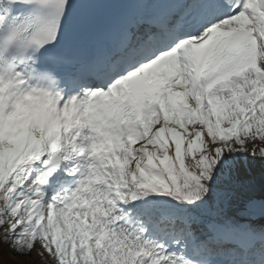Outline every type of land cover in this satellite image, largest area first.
Masks as SVG:
<instances>
[{"label": "snow or ice", "instance_id": "snow-or-ice-1", "mask_svg": "<svg viewBox=\"0 0 264 264\" xmlns=\"http://www.w3.org/2000/svg\"><path fill=\"white\" fill-rule=\"evenodd\" d=\"M48 261L264 264V0H0V264Z\"/></svg>", "mask_w": 264, "mask_h": 264}, {"label": "rangeland", "instance_id": "rangeland-1", "mask_svg": "<svg viewBox=\"0 0 264 264\" xmlns=\"http://www.w3.org/2000/svg\"><path fill=\"white\" fill-rule=\"evenodd\" d=\"M32 260L33 261H36L37 260V257H36V253L35 252H33V254H32Z\"/></svg>", "mask_w": 264, "mask_h": 264}, {"label": "trees", "instance_id": "trees-1", "mask_svg": "<svg viewBox=\"0 0 264 264\" xmlns=\"http://www.w3.org/2000/svg\"><path fill=\"white\" fill-rule=\"evenodd\" d=\"M7 259L11 260V259H13V257H11L10 255H8V256H7ZM46 264H51V262L48 261V262H46Z\"/></svg>", "mask_w": 264, "mask_h": 264}]
</instances>
